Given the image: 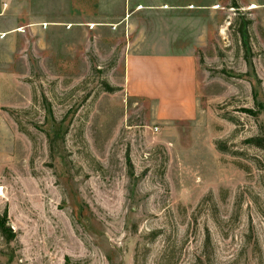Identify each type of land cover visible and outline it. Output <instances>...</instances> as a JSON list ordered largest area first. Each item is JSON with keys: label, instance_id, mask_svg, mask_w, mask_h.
Masks as SVG:
<instances>
[{"label": "rangeland", "instance_id": "rangeland-1", "mask_svg": "<svg viewBox=\"0 0 264 264\" xmlns=\"http://www.w3.org/2000/svg\"><path fill=\"white\" fill-rule=\"evenodd\" d=\"M1 6L0 264H264V0ZM154 46L196 50L191 119L127 96Z\"/></svg>", "mask_w": 264, "mask_h": 264}, {"label": "crops", "instance_id": "crops-1", "mask_svg": "<svg viewBox=\"0 0 264 264\" xmlns=\"http://www.w3.org/2000/svg\"><path fill=\"white\" fill-rule=\"evenodd\" d=\"M3 11L1 6L2 34L8 31L2 25ZM191 13L186 11L182 14L192 16ZM160 14L166 17L170 12L162 11ZM164 25L160 30L171 31L169 23L164 22ZM167 39L161 37L160 41L166 44L170 42ZM166 47L162 46V49ZM198 62L197 52L192 46L180 52L158 50L154 46L148 53L128 54L124 59L125 92L128 97L147 98L157 103L155 116L159 120L191 119L196 113L195 70Z\"/></svg>", "mask_w": 264, "mask_h": 264}, {"label": "trees", "instance_id": "trees-1", "mask_svg": "<svg viewBox=\"0 0 264 264\" xmlns=\"http://www.w3.org/2000/svg\"><path fill=\"white\" fill-rule=\"evenodd\" d=\"M112 90V89H111ZM110 90V91H111ZM47 109H49L48 107H47ZM51 111L49 110L48 111V113H47V121L49 122V126H50V128H51V130H52V127H51V124L50 123H52V116H51V113H50ZM54 125V124H53ZM57 127V126H56ZM57 128H59V127H57ZM55 131H56V128H55ZM52 134H56L54 131H52ZM0 231L3 233V234H11V232L9 231V229L5 226V219L4 218H2V217H0Z\"/></svg>", "mask_w": 264, "mask_h": 264}, {"label": "bare ground", "instance_id": "bare-ground-1", "mask_svg": "<svg viewBox=\"0 0 264 264\" xmlns=\"http://www.w3.org/2000/svg\"><path fill=\"white\" fill-rule=\"evenodd\" d=\"M251 8H255V7L253 6V7H251Z\"/></svg>", "mask_w": 264, "mask_h": 264}]
</instances>
